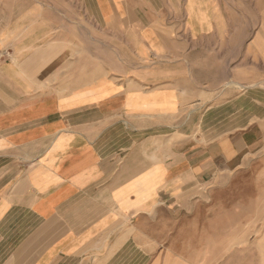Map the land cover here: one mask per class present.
Here are the masks:
<instances>
[{
	"label": "crops",
	"instance_id": "1",
	"mask_svg": "<svg viewBox=\"0 0 264 264\" xmlns=\"http://www.w3.org/2000/svg\"><path fill=\"white\" fill-rule=\"evenodd\" d=\"M262 149L264 0H0V264H264L185 205Z\"/></svg>",
	"mask_w": 264,
	"mask_h": 264
},
{
	"label": "rangeland",
	"instance_id": "2",
	"mask_svg": "<svg viewBox=\"0 0 264 264\" xmlns=\"http://www.w3.org/2000/svg\"><path fill=\"white\" fill-rule=\"evenodd\" d=\"M185 205H199L191 213L206 221L208 249L218 243L224 252L262 249L264 149L238 169L223 171L205 190L191 194Z\"/></svg>",
	"mask_w": 264,
	"mask_h": 264
},
{
	"label": "bare ground",
	"instance_id": "3",
	"mask_svg": "<svg viewBox=\"0 0 264 264\" xmlns=\"http://www.w3.org/2000/svg\"><path fill=\"white\" fill-rule=\"evenodd\" d=\"M243 88V87H242Z\"/></svg>",
	"mask_w": 264,
	"mask_h": 264
}]
</instances>
